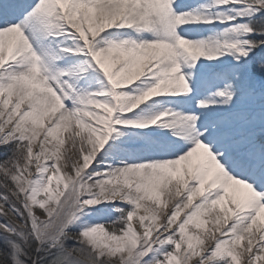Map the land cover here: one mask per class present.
<instances>
[{"label":"snow or ice","instance_id":"6c2138e0","mask_svg":"<svg viewBox=\"0 0 264 264\" xmlns=\"http://www.w3.org/2000/svg\"><path fill=\"white\" fill-rule=\"evenodd\" d=\"M0 264H264V0H0Z\"/></svg>","mask_w":264,"mask_h":264},{"label":"bare ground","instance_id":"6f19581e","mask_svg":"<svg viewBox=\"0 0 264 264\" xmlns=\"http://www.w3.org/2000/svg\"><path fill=\"white\" fill-rule=\"evenodd\" d=\"M65 135V137H66V139H69L70 138V136H71V130H69V132L68 133H65L64 134ZM69 171H72L71 169H69ZM135 221H136V218L134 219ZM135 221H134V223H135ZM190 227H194V226H190ZM208 227L209 228H212L213 227V225L212 224H209L208 225ZM201 231H203V230H201ZM196 258L195 257H193V260H195Z\"/></svg>","mask_w":264,"mask_h":264},{"label":"rangeland","instance_id":"374dc122","mask_svg":"<svg viewBox=\"0 0 264 264\" xmlns=\"http://www.w3.org/2000/svg\"><path fill=\"white\" fill-rule=\"evenodd\" d=\"M135 219V218H134ZM135 221V220H134Z\"/></svg>","mask_w":264,"mask_h":264}]
</instances>
